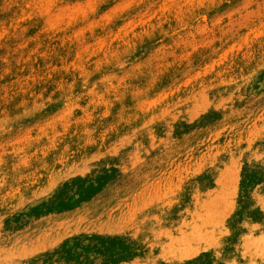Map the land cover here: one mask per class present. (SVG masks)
Instances as JSON below:
<instances>
[{
	"label": "rangeland",
	"instance_id": "374dc122",
	"mask_svg": "<svg viewBox=\"0 0 264 264\" xmlns=\"http://www.w3.org/2000/svg\"><path fill=\"white\" fill-rule=\"evenodd\" d=\"M0 264H264V0H0Z\"/></svg>",
	"mask_w": 264,
	"mask_h": 264
},
{
	"label": "bare ground",
	"instance_id": "6f19581e",
	"mask_svg": "<svg viewBox=\"0 0 264 264\" xmlns=\"http://www.w3.org/2000/svg\"><path fill=\"white\" fill-rule=\"evenodd\" d=\"M184 248V247H183ZM187 248V247H186ZM185 249V248H184ZM185 251H187V249H185ZM225 253H228L226 252L225 250L223 251V255H225ZM258 255V254H257Z\"/></svg>",
	"mask_w": 264,
	"mask_h": 264
}]
</instances>
